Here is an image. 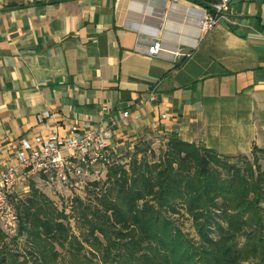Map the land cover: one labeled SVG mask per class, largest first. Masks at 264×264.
I'll return each mask as SVG.
<instances>
[{
    "label": "crops",
    "instance_id": "crops-1",
    "mask_svg": "<svg viewBox=\"0 0 264 264\" xmlns=\"http://www.w3.org/2000/svg\"><path fill=\"white\" fill-rule=\"evenodd\" d=\"M204 9L190 0H0V172L22 140L112 120L117 151L171 133L225 155L264 148V0H231L197 41ZM157 41L191 55H150ZM42 112L50 117L40 121ZM29 191L28 181L19 192Z\"/></svg>",
    "mask_w": 264,
    "mask_h": 264
},
{
    "label": "trees",
    "instance_id": "trees-1",
    "mask_svg": "<svg viewBox=\"0 0 264 264\" xmlns=\"http://www.w3.org/2000/svg\"><path fill=\"white\" fill-rule=\"evenodd\" d=\"M161 142L140 140L128 162L114 155L68 212L34 183L12 197L18 228H0V264H264V148L225 155L175 133Z\"/></svg>",
    "mask_w": 264,
    "mask_h": 264
},
{
    "label": "built area",
    "instance_id": "built-area-1",
    "mask_svg": "<svg viewBox=\"0 0 264 264\" xmlns=\"http://www.w3.org/2000/svg\"><path fill=\"white\" fill-rule=\"evenodd\" d=\"M230 1L217 0L210 4V10H203L197 41L216 26L220 15L229 9ZM148 53H169L175 58L191 55L189 51L169 50L159 41L149 48ZM128 116L129 112L123 113L124 121ZM38 117L42 121L50 116L47 112H42ZM118 124L112 120L108 126L85 124L83 128H79L78 125H73L65 136L51 132L22 140L15 152L16 162L7 163L0 172V228L6 236L16 234L19 222L10 200L18 196L19 191L28 189V181L32 176L42 177L59 192L76 191L90 177L102 176L107 166L113 163L117 152L114 127Z\"/></svg>",
    "mask_w": 264,
    "mask_h": 264
},
{
    "label": "rangeland",
    "instance_id": "rangeland-1",
    "mask_svg": "<svg viewBox=\"0 0 264 264\" xmlns=\"http://www.w3.org/2000/svg\"><path fill=\"white\" fill-rule=\"evenodd\" d=\"M146 138L144 139L145 141L149 142L151 144V147L154 148L156 151L158 150V148L160 147V145H162L163 143L161 142V140L154 136V135H146ZM142 140L141 138H135L132 139L131 141H125L124 145H121V147L118 149V151L115 154V158H119L121 160V162H128L129 161V152L134 150V146L136 144H138V142ZM106 172H103L102 176H98V177H90L89 180H96V179H100L103 180V177L105 176ZM88 180V181H89ZM86 181V182H88ZM31 183H34L35 186L42 192H44L54 203V205L58 208V209H63L65 208V210L68 212L69 208H70V201L72 198H74L75 196H81L86 198V185L84 183L83 187L81 188H77L76 191H57L53 188L52 185L48 184L47 182H45V180L40 177V176H34L33 179L29 180V185ZM89 183V182H88ZM28 194H30V191L26 194L24 193H19L18 196H16L17 198H24L26 197ZM15 201V200H13ZM10 202L12 203V200H10ZM12 205L14 206V203H12ZM180 222H182L183 225V229L188 232L191 236H195V231L192 229L191 227V222L186 220V219H180Z\"/></svg>",
    "mask_w": 264,
    "mask_h": 264
},
{
    "label": "bare ground",
    "instance_id": "bare-ground-1",
    "mask_svg": "<svg viewBox=\"0 0 264 264\" xmlns=\"http://www.w3.org/2000/svg\"><path fill=\"white\" fill-rule=\"evenodd\" d=\"M198 28H199V25H198ZM198 28H197V30H198Z\"/></svg>",
    "mask_w": 264,
    "mask_h": 264
}]
</instances>
